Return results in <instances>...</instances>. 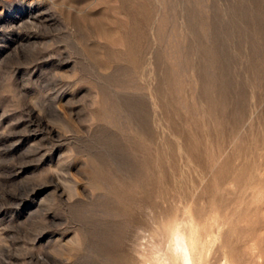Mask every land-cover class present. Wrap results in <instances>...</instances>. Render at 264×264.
Masks as SVG:
<instances>
[{
    "label": "rangeland",
    "instance_id": "rangeland-1",
    "mask_svg": "<svg viewBox=\"0 0 264 264\" xmlns=\"http://www.w3.org/2000/svg\"><path fill=\"white\" fill-rule=\"evenodd\" d=\"M174 233L264 264V0H0V264H182Z\"/></svg>",
    "mask_w": 264,
    "mask_h": 264
},
{
    "label": "bare ground",
    "instance_id": "bare-ground-1",
    "mask_svg": "<svg viewBox=\"0 0 264 264\" xmlns=\"http://www.w3.org/2000/svg\"><path fill=\"white\" fill-rule=\"evenodd\" d=\"M172 233H173V231L170 233V235ZM176 233H178V231ZM176 233H174L172 235V241H173L172 244L174 246L173 249H175L179 253V255H178V253H177V255L180 257V261L182 262V264H188V257H187L186 247H185V244H184L183 239H182L183 237H181L182 235H177ZM173 249H172V252H173ZM175 253L176 252H174L173 254H175Z\"/></svg>",
    "mask_w": 264,
    "mask_h": 264
}]
</instances>
